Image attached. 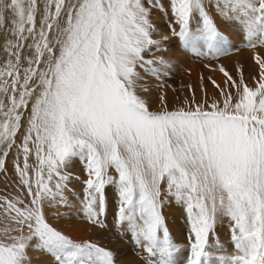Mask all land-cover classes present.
I'll return each instance as SVG.
<instances>
[{"label": "snow or ice", "instance_id": "obj_1", "mask_svg": "<svg viewBox=\"0 0 264 264\" xmlns=\"http://www.w3.org/2000/svg\"><path fill=\"white\" fill-rule=\"evenodd\" d=\"M167 4L10 0L5 5L12 20L0 60V172L7 171L6 158L15 148L18 192L0 196V264H32L30 251L50 257L52 264H115L111 250L74 240L46 218V206L66 204V169L75 159L87 177L81 204L88 223L103 226L107 189L114 188L116 228L146 253V264H175L179 249L163 215L173 201L186 215V264H211L209 237L225 217L233 252L220 264H264V57L253 54L254 86L242 67L236 68V80L219 66L225 87L209 77L220 96L211 102L206 96L196 103L193 94L187 107L170 110L161 94L160 107L152 110L141 95L149 91L141 70L158 76L156 65L166 64L163 57L145 54L161 51L170 40L197 54L202 45L213 58L230 51L217 18L237 29L245 47L264 48V0ZM153 9L165 17L171 13L169 34L159 39L153 38L160 35Z\"/></svg>", "mask_w": 264, "mask_h": 264}, {"label": "bare ground", "instance_id": "obj_2", "mask_svg": "<svg viewBox=\"0 0 264 264\" xmlns=\"http://www.w3.org/2000/svg\"><path fill=\"white\" fill-rule=\"evenodd\" d=\"M164 5L165 7L168 6L167 0H164ZM7 15L9 14L6 13ZM170 15L171 13L169 12L168 17H165L161 12L155 9L152 10L151 20L157 26L160 33V35H155L153 37L154 39H159L160 36L169 34L167 20ZM10 16L12 17V14ZM9 17L6 19L4 25L0 24V53H4L3 48L6 43V37L10 38L9 29L11 28V20H9ZM39 21L40 13L37 14V27H39ZM216 23L232 46L226 55L221 54L213 58L208 49L202 45H198L199 54H197L190 49H182L174 39L162 45L161 51L153 49L151 54H145L146 59L163 57L166 62L165 65H156L159 69L158 76L145 74L141 70V76H143L141 83L149 90L148 92H142L141 95L149 100L152 110L160 107L159 97L161 94L165 96L170 110L181 106L187 107L185 100L192 101L193 94L196 103H202L206 96L209 98V102L213 98L219 99V89L213 86L211 80H214L220 88L225 87L226 78L219 72V66L221 65L236 80L239 79L236 68L238 66L242 67L246 82L249 86H254L253 77L258 78V72L256 71L257 65L252 57L254 52L264 57V48L252 49L245 47L244 42L236 34L237 29L235 27L225 25L218 18L216 19ZM192 26L195 28V24ZM164 48H167V51H164ZM189 86H191V91L189 90ZM230 90L233 93L235 92V89ZM22 132L23 129H21ZM19 142L20 136L18 135L17 143ZM16 160L17 152L14 148L6 158L7 171L0 172V196L11 198L18 192V177L14 172V161ZM20 163L21 165L23 163L22 157L20 158ZM66 171L70 175L68 189L64 193L66 204L58 203L52 207L46 206L45 215L48 222L57 230L70 236L74 240H90L101 247L111 250L115 255V264H130L129 258L132 262L133 256L138 260L140 257L144 258L146 253L133 245L130 236L121 234L116 228L115 210L117 204L114 198L115 189L112 187H108L107 189L106 215L100 218L103 221V226H93L88 223L82 212V182L87 178L84 172V165L79 159H75ZM110 171L112 175H116L114 170ZM76 177H79V179H76ZM178 208L179 205L174 201L166 204L163 208L166 225L175 242L180 237L182 227L188 230L186 215L179 213ZM215 234L220 238L222 247L227 251H231L233 244L230 241L229 221L226 217L217 221L214 232L210 234V237H214ZM208 248L211 249L213 246H209ZM220 248L214 249L217 250ZM223 251L225 250L222 249ZM29 255L32 257V264H52L50 257H45L40 253L30 251ZM136 259L133 264H137ZM179 259L181 260V257ZM213 260L216 261L215 259ZM221 260L218 258V261Z\"/></svg>", "mask_w": 264, "mask_h": 264}, {"label": "rangeland", "instance_id": "obj_3", "mask_svg": "<svg viewBox=\"0 0 264 264\" xmlns=\"http://www.w3.org/2000/svg\"><path fill=\"white\" fill-rule=\"evenodd\" d=\"M10 2V0H0V14H3L4 16V22L2 25L5 24L6 19L10 16L11 12L10 11H5V5L7 4V2ZM6 13L9 14L6 16ZM9 20H12V17H9ZM5 58V53H0V60H3ZM0 155H2V153H0ZM179 213H182L185 215L184 210L179 206ZM172 237V236H171ZM212 238V239H211ZM175 242V240H174ZM177 244V247L179 249V254L177 253L175 258H174V262L175 264H186V257L188 254V246H189V230L184 229L183 227L180 230V237L177 239V241L175 242ZM218 243V244H217ZM216 245V246H214ZM209 246H213V248L209 249V253H210V262L211 264H218V258L223 259L225 257H227L228 255H230L233 252V247L231 249V251H227L226 249H224L222 247V242L220 241V238H218V236L215 234L214 237H209ZM219 246V247H218ZM183 249H182V248ZM221 247V248H220ZM214 248H220V249H214ZM213 249V250H212ZM222 249L225 250L222 252ZM184 250V251H183ZM186 250V251H185ZM212 252V253H211ZM221 252V253H220ZM181 254V255H180ZM146 256V254L144 255V257ZM181 257V260L179 259ZM214 257V258H213ZM218 257V258H217ZM222 257V258H221ZM136 257L133 256L132 258V262L131 259L130 260V264H133L135 262ZM213 259H215L216 261H214ZM143 260V261H142ZM214 261V262H213ZM139 262V263H138ZM146 261L144 260L143 257H140V259H136V263L137 264H146ZM213 262V263H212ZM217 262V263H216ZM220 264V263H219Z\"/></svg>", "mask_w": 264, "mask_h": 264}]
</instances>
